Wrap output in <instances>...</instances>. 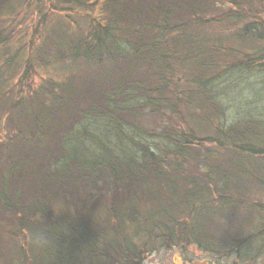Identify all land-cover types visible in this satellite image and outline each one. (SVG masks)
I'll use <instances>...</instances> for the list:
<instances>
[{"label": "rangeland", "instance_id": "374dc122", "mask_svg": "<svg viewBox=\"0 0 264 264\" xmlns=\"http://www.w3.org/2000/svg\"><path fill=\"white\" fill-rule=\"evenodd\" d=\"M170 17L192 20L185 29L190 41L176 45L179 35L172 32ZM157 19L166 28H159ZM256 25L264 31V0H40L37 4L33 0H0V176L4 177L0 180L5 177L9 180L3 193L4 202L0 204V264L35 261L34 264H55L57 252L67 243L63 236L68 232L71 237L85 240L84 248L80 247L85 255L78 254L85 264H264V127L258 126L264 122V70L256 72V68L247 74H236L221 84L224 87L229 84L233 91L216 95L225 103L223 119L231 132L234 129L229 126L244 117L255 124L248 140L253 152L242 149V142L231 141L216 127L213 114L217 113L220 119L222 116L213 103L201 105L202 109L194 107L193 110H200L188 114L195 132L191 136L196 141L186 148V156L194 162V168L192 171L187 168L184 177L188 182L201 184L200 200L211 198L212 208H219L218 214L210 210L203 214L210 213L204 224L200 222L205 235L197 239L198 243L188 244L187 240L182 243L175 238L167 241L162 232L150 235L142 224L139 237L137 229L128 228V224L124 233L119 231L120 220L114 209L132 206L133 202L123 195L121 186L125 183L119 181L116 184L119 187H113L118 180L112 177L107 183L104 182L107 176L93 177V182L84 181L80 174L70 176L68 184L64 182L65 190L50 184L56 197H47L48 188L40 192L37 189L44 177L48 181L58 177L56 157L57 154L59 159L62 157L64 148L56 154L50 151L56 150L60 140L66 145L83 141L96 149L94 139L85 136L77 124L89 132L98 120L99 125H104L106 116L101 112V101H118H111L112 106L122 107L134 103L126 96L130 85L123 82L131 81L137 88L138 83L141 88L167 96L176 87L169 83L166 90L160 84L165 80L166 83L182 80L187 83L185 88L191 86L189 93L198 96L197 81L193 78L211 77L214 73L209 75L208 68L212 64L229 63L236 58L229 46L253 49L256 43L246 36L248 28ZM99 27H111L113 36L120 37L124 46L132 42L133 48H128L133 53L130 61L125 60L128 56L103 63L75 60L72 47L92 42L93 31ZM166 34L169 35L163 43L166 49L159 46L166 52V58L157 63L158 60L151 59L157 54L151 50V44L159 35L164 39ZM251 36L255 37L252 33ZM196 53L201 55L200 59L206 57L198 66L187 60ZM227 67L225 64L222 70ZM171 75L174 76L166 79ZM67 85L71 87L68 93L63 89ZM155 98L160 97L155 94ZM38 106L45 116L46 130L41 126V131L43 136L46 131V137L30 143L18 137L9 146V138L16 132L25 137L32 134L34 127L28 116ZM160 110L139 108V115L133 117L144 130L139 142L150 145L152 150L153 140L163 142L166 147L164 136L170 114L164 105ZM47 151L52 155H45ZM28 154H33V158L29 159ZM172 158L166 156L164 162L174 169ZM22 162L23 174L12 176V168ZM26 162L33 166L29 173ZM221 170L231 174L229 189L224 187ZM90 184L100 189L95 190ZM134 185L132 190L136 188L140 197L144 185ZM114 191H119L120 195H115L118 199L113 198ZM16 196L22 200V206ZM226 196L230 199L227 208L222 207L223 200L228 203ZM144 207L154 216L150 203ZM58 221L62 223L59 225ZM221 221L228 227H223ZM126 233L135 236L130 245L136 251L125 250ZM145 242L147 247L141 245ZM213 248L217 251H212ZM129 253L138 254L139 259L126 262Z\"/></svg>", "mask_w": 264, "mask_h": 264}, {"label": "trees", "instance_id": "16d2710c", "mask_svg": "<svg viewBox=\"0 0 264 264\" xmlns=\"http://www.w3.org/2000/svg\"><path fill=\"white\" fill-rule=\"evenodd\" d=\"M39 1L40 0H33L34 4H37ZM168 20L173 27L172 32H176L179 35L176 38L177 46H181L190 41V35L186 34L185 29H188V24L191 23L192 20H177L173 17L168 18ZM158 21L159 20L157 19L156 25L159 28H166L162 21L159 23ZM93 33L94 38L92 42H82L72 47V54L74 55L75 60L83 59L87 63L92 61L103 63L105 61L114 62L116 59H120L125 56H128L125 60H131L133 53L131 54V50L128 48L132 49L133 46L130 40H126L130 42H126L124 46L123 43H120V37L113 36L111 27L95 28ZM251 33L255 37H252ZM162 37V35H159L155 39L156 42L151 44V50L156 51L157 53L153 54L151 59L155 58V60H158L157 63H163L166 58V52L159 49V46L166 49V46H164L163 43L166 42V37L168 38L169 35L166 34L164 39H161ZM246 39L256 43L253 49H243L242 47L237 48L229 46L228 49L233 50L232 54L236 58L230 60L229 63L225 61L220 64L217 62L212 64L208 68L210 71L209 75L214 73L211 77L193 78V80L197 81L196 86L199 90L197 91L198 96L191 95L189 93L191 86L185 88L187 83L182 82V80L174 82L170 81L168 83H166L165 80L160 84L159 87L166 90L168 89L167 85L169 83H172L173 86L176 87L175 92L169 93L167 96H162L164 95L163 93L161 94L159 92H152V89L149 90L147 88H141V85L138 83L137 88L131 81L127 80L126 82H123L122 84L130 85L128 94L126 96L129 99L132 98L134 103L130 104L129 106L122 107L120 104H114L112 106V100L109 102L101 101L100 109H102L101 112L103 116H106V122L104 125L100 124V126L98 120V123H95L93 130L89 132L87 128L77 124L85 136H89L94 139L96 149H92L87 143L83 141L76 145H66L64 140L63 143L62 140H60L56 150L50 151L52 154H56V151L58 153L62 146L64 148V153L61 151V153H63L62 157L59 159V154H57L56 157V160L58 161H56L57 165L55 167V172L57 173L58 177L53 181H48V179L46 180L44 177L40 186L37 185L38 192L48 188V191H45L47 197H56V195L52 194L53 192L50 189V184L56 185L58 190H65L67 186L64 185V182L68 184L67 180L70 178V176L76 177V175L80 174L79 176L81 178L84 176V181L87 182H93V177L100 179L107 176L108 179H105L104 182L109 183V180L112 178L118 180L112 184L113 187H119V185H116L119 181L124 182L125 184L121 186L124 187L123 195L126 194V200H128L130 203L133 202L132 206H128L126 208L116 207V209H114L116 212L115 215H117L120 220L119 231L124 233V230L128 224V228L135 227L137 229L136 235L139 237L140 227L142 224L144 228L145 226L147 227L148 233L150 235L154 232H162L164 234L162 236H164L167 241L169 238H175L181 239L182 243H186V240L188 241V244H190L191 241L192 243L195 242V244L198 243L197 239L205 235L201 230L202 226L200 222L202 221V224H204L203 220H207L210 213L218 214L219 208H212L211 203H209L211 202V198H206V200L203 198L200 200V196L202 195L201 184L195 183L193 180L188 182V180L184 177L187 174V168H189L190 171H192L194 168V162L190 161L188 156H186V148L192 146L196 141V138L191 136L195 135V132L192 129V121L189 119V116L195 111L200 110H193L194 107L201 108V105L204 106L208 103H213L216 106V111L222 116V119H220L217 113L213 114L216 127L220 128L222 134L231 139V141L242 142V145H240L242 149L245 150L248 148V150L253 152V148L249 147V144L251 143L248 142V140L249 137L252 136L249 133H252V130L255 128V124L251 123L249 119L244 117L242 120L236 122L232 126H229L230 128L234 129L233 132H231L229 128L225 126V103L221 100H218L216 96L233 91L229 84L225 83L226 87L221 86V84H224L226 80H230L231 78L235 77L236 74H247L250 73L252 69L256 68V72L264 70V31H261L258 28V25H256V27L250 26L247 31ZM260 45H263V47L260 48ZM193 56L194 58H188L187 60H190L195 64V66L201 64L203 59L206 58L204 57L200 59L201 55L197 53ZM258 62L261 64L259 66H254V64ZM225 64L228 67L227 69L222 70ZM167 68L171 70L170 66H167ZM173 76L174 75L168 76L166 79ZM108 77L112 79V75H108ZM212 81H214L216 85H213ZM118 83H121V81H118ZM63 89L66 90L67 93L71 91V87L69 85L65 86ZM207 93L210 94L209 97L203 95ZM155 94L159 95L160 98H155ZM103 95H105V91L102 93V96ZM112 102L117 103L118 101ZM162 105H164L165 108L169 110L167 113L170 114L167 118L169 126L166 129V136H164L166 137V147L163 142L158 143L157 140H153V146L155 148L152 150L150 145L148 147L147 144L139 142V140L143 139L144 137L142 132L144 130L137 124V121H133V117L139 115V108L140 110H143L146 107H149L153 110L161 111L160 107ZM40 108L41 107L38 106L31 109V113L28 116L29 121L34 127L32 134H28L25 137L19 135L18 132H16L15 136L9 138V146H11L13 141L18 139V137L19 139H22V137L28 139L29 143L46 137V131L45 136H43V130L41 131V126H43L45 129V116H42ZM48 111L50 113L52 112L51 110ZM189 112H191V114L188 116ZM202 114L203 112H200L199 115L202 116ZM260 125L264 127V122L258 124V126ZM34 132L39 134L41 137L37 136ZM122 132H125L126 134H123ZM138 136H140V139ZM262 136L264 140V131L262 132ZM112 137H115V140L111 141ZM52 154H49V151L45 152V155L48 156H51ZM169 155L170 157H173L170 160L175 164L174 169L170 167V164L166 165V162H164L166 161L164 160V157ZM28 157L29 159L33 158V154ZM27 160L28 159H26V161ZM191 163L193 164L192 166H190ZM26 164L28 167H30L29 171L27 172L29 173L33 166H31L32 164L28 162H26ZM24 168L25 165H23V162L20 164L17 163V166L12 168L11 173L13 175H10L14 176L17 173L23 174ZM171 170L174 172L170 173ZM209 171L213 172L214 170L209 168ZM220 172L222 174L220 176L225 179L224 187L229 189L231 185L230 172L223 170ZM60 173H65L64 177ZM94 173H99V175H95ZM2 178L4 177L0 176V179ZM148 179L150 182L147 181ZM8 181L9 180H7L6 177L4 180H0L2 184L0 185V204H3L4 202L3 193L9 187ZM10 183L11 185L14 184L13 182ZM106 184L103 185V187L106 186ZM134 184H136L138 187L144 185V190L142 189L143 191L140 197L136 188L135 190H132V186ZM90 187L95 190L100 189L94 184H90ZM115 195H120L119 191H114L113 193V198L118 199L119 197ZM225 198L228 203L225 204V200H223L222 207L227 208L230 206V199L228 196ZM15 199L20 202V206L23 205L20 197L16 196ZM145 203H150V207L154 211L152 212L154 216H151V213L147 212V208L144 207ZM68 206L69 205L66 204V207L70 208ZM118 211L119 214L117 213ZM206 211L210 213L203 215ZM44 218L45 220L50 219V217ZM61 223L62 221H58L59 225ZM65 234L66 235L63 237L67 243L63 248L60 247V252H57L55 264H62L63 261H65L66 264H85L84 258L78 255H85L83 250H81V248H84V245H86L85 240L79 239L77 236L71 237L70 232ZM134 238L135 236H131L130 234L127 235V233L126 235L124 234L123 239H125V243L128 244L127 248H125V243L121 237L125 250L136 251L135 248L131 246V240H134ZM53 239L54 242H59L58 239ZM141 245L143 247H147L146 242L145 244ZM212 251L217 250L213 248ZM125 259H127L126 262L129 263L136 262L139 259V256L138 254L134 256L133 254L129 253V255L125 256ZM71 261L73 263H71ZM120 264L124 263L120 262Z\"/></svg>", "mask_w": 264, "mask_h": 264}, {"label": "clouds", "instance_id": "9594fccd", "mask_svg": "<svg viewBox=\"0 0 264 264\" xmlns=\"http://www.w3.org/2000/svg\"><path fill=\"white\" fill-rule=\"evenodd\" d=\"M221 223H222V226H223V227H225V228L228 227V225H227V223H226L225 221H221Z\"/></svg>", "mask_w": 264, "mask_h": 264}]
</instances>
